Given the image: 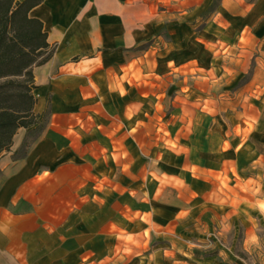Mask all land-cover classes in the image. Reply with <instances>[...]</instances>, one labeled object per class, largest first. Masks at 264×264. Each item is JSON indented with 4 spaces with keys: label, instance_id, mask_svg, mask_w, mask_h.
I'll use <instances>...</instances> for the list:
<instances>
[{
    "label": "rangeland",
    "instance_id": "obj_1",
    "mask_svg": "<svg viewBox=\"0 0 264 264\" xmlns=\"http://www.w3.org/2000/svg\"><path fill=\"white\" fill-rule=\"evenodd\" d=\"M212 1L149 0L162 28L124 52L121 75L140 94L129 107L145 100L147 111L145 156L129 189L112 193L105 163L60 189L51 181L36 196L43 221L19 220L20 257L1 264H36L26 242L39 240L52 258L44 264L264 263V0ZM134 155L126 149L125 170ZM86 192L115 214L98 234L83 231L78 257L64 258L58 239L74 229L59 221ZM38 225L23 244L22 229Z\"/></svg>",
    "mask_w": 264,
    "mask_h": 264
},
{
    "label": "crops",
    "instance_id": "obj_2",
    "mask_svg": "<svg viewBox=\"0 0 264 264\" xmlns=\"http://www.w3.org/2000/svg\"><path fill=\"white\" fill-rule=\"evenodd\" d=\"M148 1L42 0L30 9V15L42 20L48 40L55 45L52 56L33 68L35 110H48L49 116L43 133L23 157L14 159L11 152L20 143L24 128L19 129L23 133L15 146L13 143L14 149L7 156H2L5 151L0 154V264L20 257L19 220L43 221L37 214L36 196L56 185L60 189L67 180L81 179L84 170L98 175L103 163L110 164L106 175H110L112 193L119 197L131 186L145 156L142 148L147 138L141 122L147 111L143 109L145 100L129 107L132 100H140V94L132 93V82L121 75V67L125 51L140 46L162 28V13L149 15ZM117 55H121L120 61L115 60ZM114 73L121 78L113 79ZM126 149L134 150L135 155L125 170ZM51 181L57 184L52 186ZM70 194H79L78 188H72ZM92 196L86 192L83 201L72 202L59 221L64 231L74 229L58 239L64 258L78 257L83 231L91 228L98 234L109 216L114 217L109 202L95 207ZM38 227L22 229L23 244ZM36 244L30 248L26 242V257L31 254L36 264L51 261L44 242L32 246Z\"/></svg>",
    "mask_w": 264,
    "mask_h": 264
},
{
    "label": "trees",
    "instance_id": "obj_3",
    "mask_svg": "<svg viewBox=\"0 0 264 264\" xmlns=\"http://www.w3.org/2000/svg\"><path fill=\"white\" fill-rule=\"evenodd\" d=\"M41 1L0 0V154L11 149L18 130L25 129L11 152L14 159L23 157L41 136L49 116L48 110H35L33 68L46 62L55 48L42 20L29 13ZM219 3L213 0L209 8Z\"/></svg>",
    "mask_w": 264,
    "mask_h": 264
},
{
    "label": "built area",
    "instance_id": "obj_4",
    "mask_svg": "<svg viewBox=\"0 0 264 264\" xmlns=\"http://www.w3.org/2000/svg\"><path fill=\"white\" fill-rule=\"evenodd\" d=\"M262 264H264V263H262Z\"/></svg>",
    "mask_w": 264,
    "mask_h": 264
}]
</instances>
